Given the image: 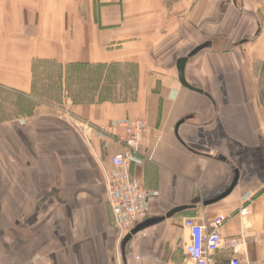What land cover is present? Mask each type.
Wrapping results in <instances>:
<instances>
[{
    "label": "crops",
    "instance_id": "1",
    "mask_svg": "<svg viewBox=\"0 0 264 264\" xmlns=\"http://www.w3.org/2000/svg\"><path fill=\"white\" fill-rule=\"evenodd\" d=\"M182 56L206 95L179 83ZM129 67L131 97L103 95ZM263 69L264 0H0V88L36 102L0 122V264H190L185 220L217 216L223 236H248L241 257L264 260ZM133 119L147 125L131 159L147 219L191 207L123 259L103 169Z\"/></svg>",
    "mask_w": 264,
    "mask_h": 264
},
{
    "label": "built area",
    "instance_id": "2",
    "mask_svg": "<svg viewBox=\"0 0 264 264\" xmlns=\"http://www.w3.org/2000/svg\"><path fill=\"white\" fill-rule=\"evenodd\" d=\"M119 126L125 132L122 142L126 151L110 157L111 169H103V183L114 225L120 232H125L145 221L148 215L149 193L135 183L131 173V159L139 152L147 125L143 119H133L119 122ZM85 127L88 128V125L85 124ZM238 213L241 217L247 216V207L240 208ZM224 221L223 216H217L206 224L193 218L185 220V226L189 230V241L185 245L189 263L264 264V260L252 261L240 256L248 236H223L221 228ZM261 237L264 239V234ZM221 252L229 254L226 261L218 260L217 256Z\"/></svg>",
    "mask_w": 264,
    "mask_h": 264
},
{
    "label": "rangeland",
    "instance_id": "3",
    "mask_svg": "<svg viewBox=\"0 0 264 264\" xmlns=\"http://www.w3.org/2000/svg\"><path fill=\"white\" fill-rule=\"evenodd\" d=\"M131 69V67H129L128 70L117 69V71L114 72L113 78H110L111 82H109L108 80L106 83L107 86L103 88V95H112L118 99H125L127 97H131V95L133 94ZM84 72L89 73L91 75H97L98 73H100L96 69H87ZM124 74H128L130 79L127 81H123L122 83L123 77H121L120 75ZM261 75H263L262 77L264 78V69ZM258 93L264 96V86L259 88ZM35 103L36 102L31 99L0 88V122L11 121L21 115L30 114L33 110ZM116 230L118 234V241L121 240L129 232V230L125 232H120L117 228Z\"/></svg>",
    "mask_w": 264,
    "mask_h": 264
},
{
    "label": "water",
    "instance_id": "4",
    "mask_svg": "<svg viewBox=\"0 0 264 264\" xmlns=\"http://www.w3.org/2000/svg\"><path fill=\"white\" fill-rule=\"evenodd\" d=\"M203 47H205V44L201 45V46H198L197 48H195L190 55H193L195 54L196 52H198L200 49H202ZM188 60V57L187 56H182V57H179L177 60H176V69H177V76H178V81L179 83L181 84V86H183L184 88H187L189 90H192L194 92H197V93H200V94H203L204 92L199 89V88H196L194 86H192L191 84H189L186 79H185V76H184V70H185V66H186V62ZM205 94V93H204ZM206 95V94H205ZM237 182V172H235V177L232 181V183L230 184V186L225 190L223 191L221 194H219L218 196H216L215 198H212V199H209L207 201H205V204H211V203H214V202H217L218 200L226 197L230 192L231 190L234 188L235 184ZM191 206L189 205H183V206H179V207H176V208H173L171 210H169L168 212H166L164 215L162 216H158V217H154V218H148L146 219L145 221L141 222L140 224L134 226L122 239L121 241V244H120V248H121V252H122V257L124 259V250H125V246L126 244L128 243V241L132 238L133 235H135L137 232L145 229V228H148L150 226H153L155 224H158L162 221H164L165 219L167 218H170L171 216H173L174 214L182 211V210H185V209H188L190 208Z\"/></svg>",
    "mask_w": 264,
    "mask_h": 264
}]
</instances>
